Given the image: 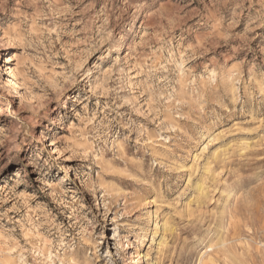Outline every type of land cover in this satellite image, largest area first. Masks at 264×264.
I'll use <instances>...</instances> for the list:
<instances>
[{"label":"rangeland","instance_id":"1","mask_svg":"<svg viewBox=\"0 0 264 264\" xmlns=\"http://www.w3.org/2000/svg\"><path fill=\"white\" fill-rule=\"evenodd\" d=\"M3 66L0 264H264V0H0Z\"/></svg>","mask_w":264,"mask_h":264},{"label":"bare ground","instance_id":"2","mask_svg":"<svg viewBox=\"0 0 264 264\" xmlns=\"http://www.w3.org/2000/svg\"><path fill=\"white\" fill-rule=\"evenodd\" d=\"M0 70H1L0 73H2V71H5V74H6L5 77L4 76L2 77L3 78L2 79L3 80L2 81L3 82V86L8 87V88H14L15 89L17 87V84H16L15 79H14L15 72L8 71L7 68L4 70V66L3 67H0ZM139 239H140V242L136 245V249L134 250V252L132 254L133 256L130 259L131 260V264H139L140 263V259H141L140 247L143 246L145 240H147L146 239V233H143L139 237ZM127 245L128 244H126V242H125V248H126ZM200 259H201V257H200ZM212 259H213V255L212 254H209L207 256V258L205 260H203L202 264H207V263H209V261L212 262Z\"/></svg>","mask_w":264,"mask_h":264}]
</instances>
